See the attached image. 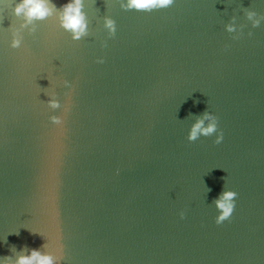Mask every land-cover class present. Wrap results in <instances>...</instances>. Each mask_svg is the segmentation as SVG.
<instances>
[{
  "label": "water",
  "instance_id": "95a60500",
  "mask_svg": "<svg viewBox=\"0 0 264 264\" xmlns=\"http://www.w3.org/2000/svg\"><path fill=\"white\" fill-rule=\"evenodd\" d=\"M16 2L0 0V264L22 248L60 264H264V21L244 13L264 0H83L88 36L54 13L12 49ZM206 110L218 145L186 139ZM223 190L238 195L216 225Z\"/></svg>",
  "mask_w": 264,
  "mask_h": 264
},
{
  "label": "clouds",
  "instance_id": "9594fccd",
  "mask_svg": "<svg viewBox=\"0 0 264 264\" xmlns=\"http://www.w3.org/2000/svg\"><path fill=\"white\" fill-rule=\"evenodd\" d=\"M173 4L174 0H124L123 3H120V8L124 11L151 13L167 9ZM83 8V0H68V3L62 5L59 9L51 0H18L12 8V16L21 21V23L18 28H9L11 32L9 47L12 49L20 48L23 40L21 31L27 29L29 35L33 34L36 31V23L52 17L54 13L56 14L59 27L70 35L72 41L81 40L89 35L88 20ZM244 13L245 19L251 22L253 28L258 27L261 21H264V15H258L256 12L247 9L244 10ZM103 28L107 31L108 38H112L116 33L115 21L111 18L104 17ZM225 30L228 33L237 31L235 17H233L231 23L225 25ZM248 35L251 36L252 33L249 32ZM239 38V36L233 37L234 40ZM106 46V43L101 42V47ZM96 63L102 64L104 61L99 59ZM63 83L66 88H71L67 81H63ZM47 103L52 110L61 107L55 98H50ZM64 111L66 113L68 107H65ZM49 121L55 126L63 125L62 117L50 116ZM214 134L216 138L213 143L218 145L223 140V132L218 130V118L206 110L191 125L186 139L191 143L197 141L200 137L208 138ZM237 195L234 191L223 190L218 198L213 201L215 209L219 213L215 217L216 225H221L231 219ZM179 216L180 219H184V212L181 211ZM24 251H27L28 254H17L14 261L11 256L3 257V264H60V260L63 259L62 256L42 254L37 249L22 248L20 250L21 253Z\"/></svg>",
  "mask_w": 264,
  "mask_h": 264
}]
</instances>
